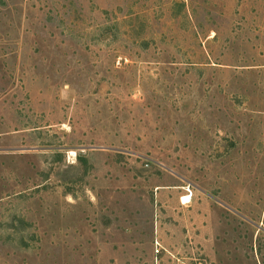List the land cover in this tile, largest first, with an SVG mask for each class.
<instances>
[{"label":"rangeland","instance_id":"rangeland-1","mask_svg":"<svg viewBox=\"0 0 264 264\" xmlns=\"http://www.w3.org/2000/svg\"><path fill=\"white\" fill-rule=\"evenodd\" d=\"M0 264H264V0H0Z\"/></svg>","mask_w":264,"mask_h":264},{"label":"bare ground","instance_id":"bare-ground-1","mask_svg":"<svg viewBox=\"0 0 264 264\" xmlns=\"http://www.w3.org/2000/svg\"><path fill=\"white\" fill-rule=\"evenodd\" d=\"M185 199H186V198H184V202H187Z\"/></svg>","mask_w":264,"mask_h":264}]
</instances>
